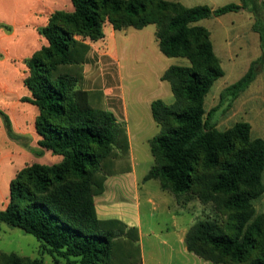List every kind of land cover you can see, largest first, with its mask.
Returning a JSON list of instances; mask_svg holds the SVG:
<instances>
[{"label": "trees", "instance_id": "trees-1", "mask_svg": "<svg viewBox=\"0 0 264 264\" xmlns=\"http://www.w3.org/2000/svg\"><path fill=\"white\" fill-rule=\"evenodd\" d=\"M74 10L56 11L39 30L47 45L26 61L25 101L39 113L35 127L38 147H23L36 156L44 151L62 157L60 163L27 164L12 179L9 202L0 223L19 228L43 242L54 264H143L139 231L120 220L102 221L95 196L108 176L129 157L124 123L95 103L99 89L85 88V66L98 69V54L90 42L114 30L156 27L159 49L166 57H183L190 67L173 65L161 77L170 84L174 102L151 105L160 133L150 142L154 165L144 180H159L163 191L213 204L225 220H199L188 231L190 253L214 264H264V216L253 203L264 193V139L252 137L251 125L236 122L219 130L204 103L215 82L224 76L209 29L196 23L232 12L256 17L254 31L264 50V3L241 0L217 9L186 7L167 0H71ZM256 63L222 98L235 100L255 79ZM7 135L14 133L0 110ZM119 164V167H118ZM191 200V199H190ZM0 264H45L41 258L0 253Z\"/></svg>", "mask_w": 264, "mask_h": 264}, {"label": "crops", "instance_id": "crops-1", "mask_svg": "<svg viewBox=\"0 0 264 264\" xmlns=\"http://www.w3.org/2000/svg\"><path fill=\"white\" fill-rule=\"evenodd\" d=\"M73 10L71 0H0V110L9 117L14 133L23 138L20 141L9 138L0 116V200L4 209L9 198L3 195L2 186L9 187L23 167L32 163L57 164L45 163L52 158L60 160L54 162L62 160L49 151L36 156L22 145L27 143L39 148L40 139L35 127L39 110L24 100L30 97L24 81L28 76L26 61L47 45L39 30L48 24L50 15L56 11ZM147 28L137 31L143 32ZM129 30L116 31L107 22L105 37L90 42L99 56V68L91 64L85 66V88L102 91L95 98V103L111 111L119 122L125 124L130 147L128 159L122 162L121 167L118 164L121 170L106 178L104 191L94 198L97 216L102 221L120 220L138 229L143 264H197V258H193L194 254L188 251L185 243L188 231L198 220L196 211L189 209L192 201L177 199L163 191L159 180H144L154 165L150 142L160 133L151 105L154 100H164L154 95L143 99L137 92H130L126 97L119 45H124L130 36L135 35ZM155 33L156 27L149 35V45L155 48L150 59L158 64L165 61V55L159 49ZM169 67L157 73V85L166 82L161 77ZM161 203L163 207L159 212ZM159 214L166 217H159Z\"/></svg>", "mask_w": 264, "mask_h": 264}, {"label": "rangeland", "instance_id": "rangeland-1", "mask_svg": "<svg viewBox=\"0 0 264 264\" xmlns=\"http://www.w3.org/2000/svg\"><path fill=\"white\" fill-rule=\"evenodd\" d=\"M175 1H180L188 7L209 5L215 8L229 3H240V0ZM260 2L264 3V0ZM259 16L264 21V7L260 8ZM255 23L256 17L252 13L240 11L204 19L196 24L210 30L215 52L220 58L221 68L224 71V76L215 82L205 99L206 112L217 109L213 120L219 130H227L236 122H247L251 125L252 137L264 139V50L261 48L260 35L253 31ZM152 30H155V25L148 26L143 32L130 28V34L135 35L130 36L124 45H119L124 91L126 97L130 92H137L143 99L149 95L159 96L167 105H171L175 99L170 85L166 82H163L162 87L157 85L156 75L165 67L172 65L190 67V62L183 57L164 56V62L154 64L150 55L155 48L149 45V35ZM253 62H257L256 74L250 86L235 100L229 96L222 98L223 90L244 76ZM54 161L60 160L52 158L45 163H59ZM262 181L264 183V172ZM2 187L3 195L9 198V187ZM165 196L170 200L168 195ZM183 198H186L187 200L184 199L186 201L191 199L189 209L196 211L197 221L209 219L221 222L225 220V216L219 214L213 204H202L198 199L187 196L180 199L183 200ZM160 206L159 212L162 211L163 204L161 203ZM3 209L0 200V210ZM253 210L255 215L264 216V193L254 201ZM160 216L166 217L165 214H159ZM42 245L43 242L35 236L19 228L0 223V253H16L21 257L32 259L41 258L45 264H54V258L43 251ZM192 256L197 258V264H214L196 255Z\"/></svg>", "mask_w": 264, "mask_h": 264}]
</instances>
